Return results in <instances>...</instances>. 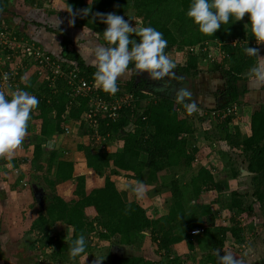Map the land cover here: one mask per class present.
Here are the masks:
<instances>
[{"label":"trees","instance_id":"obj_1","mask_svg":"<svg viewBox=\"0 0 264 264\" xmlns=\"http://www.w3.org/2000/svg\"><path fill=\"white\" fill-rule=\"evenodd\" d=\"M28 1L33 2L34 0ZM65 3L64 16L71 20L73 17L66 10L68 5L72 6L73 12L90 7L88 15H76L72 24L85 26L96 32L100 36L101 44L107 43L102 34L107 26L94 15L95 13L114 12L129 20L131 24L137 12L129 13V11L131 8H138L141 13H144L145 26L156 28L168 41L166 54L176 44L179 48L188 47V51L182 63L178 64L174 70L178 79L170 78L164 91L157 90L160 85L152 86L144 79L134 83V71L128 79L117 82L121 87L119 91L131 93L135 101L119 109L114 120H107V123L101 120L97 131L105 138L104 147L110 146L112 141L121 140L122 145L119 150L112 152L106 148L103 152L101 148L94 152L90 150V144L80 143L75 151L82 155L84 166L83 170H76L73 160L66 159L67 156L65 158L60 156L61 150L42 148L41 142L33 145L31 157L38 158L39 163L47 162L48 175L45 177V182L48 187H53L54 184L63 181H72L74 188L67 197L59 193L48 195L47 191L45 209L42 211L39 208L30 229L35 226L42 228L44 225H53L57 222L66 224L71 228V234L58 246V250L69 251L72 240L83 234L86 249L80 255H84L93 248L89 241L94 234L92 218L101 216L104 219L103 230L98 233V238L116 244L124 251V246L133 244L137 238L142 239L149 236L156 250L161 252L158 257L149 256L151 261L141 251L138 254H124L113 263L109 258L104 264H163V258L166 259V264H184L193 260L189 258V252L193 251L203 239H213L214 246L206 251L203 259L200 258V264H217L215 250H219L220 255L224 254L227 233L237 239L244 230L248 231L252 228L254 229L252 231H257L258 228L255 227L257 226L255 224L257 214L253 203L243 205L241 194L237 191V193L231 191L229 201H224L212 173L201 167L191 177L190 183L191 195L194 198H201L197 213L187 212L181 200L177 198L171 202L166 212L155 211L149 217L135 200L125 201L123 199L113 178L104 171L112 166L110 169L113 172L122 171V174L126 172V177L135 179L143 171L159 173L168 167L179 166L181 163L189 165L197 149L193 139L189 141L187 137L196 130L194 117L199 122L202 120L205 122L211 120V116L201 112L202 108H200V113L197 109L188 113L182 105L174 101V92H171V87L175 90L181 87L189 77H195L199 73L198 64L201 58L192 53L189 47L202 44L201 41L212 36L223 41L237 38L241 42L235 51H233L234 48L223 44L222 47L226 49L227 54L229 52V55L218 61H210L206 67V71L217 73L222 80L221 88L214 94L215 104L207 110L221 109L233 102H240L246 90L253 85V80L249 83L244 82L248 78L244 72L258 62L257 57L245 55L243 48L247 43V46L258 48L259 52L261 50L260 44H257L251 36L247 24L248 14L246 13L239 21H230L229 24L222 25L212 36H208L199 32L197 26L186 17L190 0H65ZM2 9L0 3V11ZM171 22L175 23V31L170 27ZM25 25L42 26L46 31L60 37L57 55L54 56L52 52L24 33L17 31L12 33L17 38L33 42L50 57L59 58L64 64L76 67L80 75L94 82L92 74L95 68L87 64L80 56L76 49L77 41H74L62 29L48 24L31 20L25 22ZM134 38L138 39V37ZM24 66L26 62L22 63L21 70H19L20 77L24 76L22 87L26 91L36 93L39 100L37 108L30 114L26 132L35 131L42 138L52 134L66 135L69 133L66 122L72 119V123L79 121L78 132L85 138L86 133L84 132H87V124L83 119L80 120V117L87 107L86 100L79 97L80 105H71L66 113L68 97L63 81H59L55 92H52L42 82L40 75L34 72L35 63L30 64L26 70H23ZM129 67H132L131 63ZM261 88L264 91V86ZM100 93L105 92L101 90ZM40 95L44 97L41 99ZM215 119H218L216 126L223 129L229 137L226 126L231 121L232 115L222 118L215 117ZM241 145L247 171L253 177L260 175L264 179L263 105L254 104L251 107L249 134L242 139ZM9 161H13V158L4 159V162ZM235 173L237 174V171ZM204 192L207 194L203 197L201 195ZM254 195L256 202L262 203L264 208V187L258 192L255 189ZM210 204H216L233 213L236 217L233 221L234 225L232 227L215 226V215ZM238 220L243 221L242 227L238 226ZM194 229L201 231L193 233ZM199 235L203 237H197ZM240 252L238 248V254Z\"/></svg>","mask_w":264,"mask_h":264},{"label":"rangeland","instance_id":"obj_2","mask_svg":"<svg viewBox=\"0 0 264 264\" xmlns=\"http://www.w3.org/2000/svg\"><path fill=\"white\" fill-rule=\"evenodd\" d=\"M36 2L37 3L28 0H0L3 8V11H0V22L8 19L5 24L11 28V32L14 31L12 29H15V31H22V27L25 25L24 22L31 20L48 24L54 28H60L73 38L74 41H77V49L81 51L82 55L85 57L84 60L87 61L89 45H92V43L99 44L101 40L100 36H98L96 32L92 33L88 28L85 29V26L70 23L71 19L64 16L66 6L65 0H41ZM135 11L137 14L131 21V25L136 28L145 26L144 13H141L138 8H131L129 13H135ZM58 20L60 21L59 24ZM7 26H5L6 29H8ZM30 26L33 27L34 31H38V29L45 31L46 33L42 41L45 42L49 50L56 49V40L60 39V37L46 31L42 26ZM76 27L84 29L83 31L86 35H84V32L81 34ZM170 27L175 31L174 22L170 23ZM87 31L89 33L88 35ZM230 41H232L231 38L223 41L215 36L207 37L201 41L202 44H198L200 45L199 49H197V51H192V53L197 54L201 58L198 64V68L200 69L199 73L195 77H189L181 87L194 89L196 83H199V85L202 83L200 85L202 87L204 82L203 88L199 86V90H201L200 93L203 96H210L212 89H214L216 93L221 88L222 84L221 80L215 75L216 73L210 75V72L206 71V67L211 61L208 54L210 53L214 57V61L222 59L223 57H221L220 52L224 51L227 53L226 49L224 50L222 47L223 44H227L234 48L233 51H235L241 42L237 39L236 44L231 45L229 44ZM260 46L264 48V44L261 43ZM187 51L188 47L183 46L179 48L178 44H176L169 49L167 55L178 65L182 63ZM227 55H229V52ZM209 76L213 77L212 79L216 81L215 86L211 84L212 80H209ZM248 76L251 77L250 72ZM207 79L208 81H206ZM94 85L96 84L94 83ZM97 89L100 90L99 87ZM174 91L175 90L171 87V92ZM243 107L244 105L239 108V113L237 115H232L231 121L226 126L228 130L227 133L230 134L229 137L228 134L226 136L223 129H219V127L216 126L218 119L211 117L209 121L204 122L202 120L199 122L195 119L196 117H194L193 122L196 130L187 137L189 141L193 139L197 149L189 165L181 163L179 166L168 167L159 173H148V171H143L139 173L135 179L126 177V172H123L124 174H122V171L117 173L113 172L112 169H110L112 166L106 168L104 173L113 178L118 191L125 201L135 200L142 206L145 213L151 217L155 211H160L162 213L166 212L171 202L177 198L181 200L187 212L192 214L197 213L201 198H194L191 195L190 183L191 177L194 176L201 167H204L212 173L214 180L217 181L219 192L224 201H229L231 191H237L241 194V203L243 205L253 203L255 208L259 207L260 211H257V217H260V213L263 212L264 208L262 203H257L254 199V190L256 189L258 192L263 189L264 179H262L260 175H256L255 177L248 175L242 180H239L238 177H241L239 176L240 172H237V174L235 173L238 169L237 163L242 159L244 161L241 141L249 130L248 118L246 116L243 117L242 114ZM78 123L79 121L75 123L71 121L66 122L69 127V133H66V135L60 139L56 147L61 150V152L59 151L60 156L65 158L67 152L75 150L76 146L80 143L90 144V150L94 152L101 148L103 152L106 148H108V151L112 152L121 148V140L112 141L110 142V146L107 145L106 147H102L105 143V138L99 136V133H95L96 130H92L88 124L87 132H84L86 133L85 138L82 137L78 132ZM90 131L92 132L90 133ZM50 141L51 140L47 137L42 138L37 132L31 131L26 133L22 142L23 152H17L20 150L16 149L11 157L13 161H10V165H5L4 162V159L8 157H0V264H94L96 257L100 259L104 258L101 261V264H104L110 258L109 249L111 243L107 240L98 238V233L103 230L102 223L104 219L101 216H94L92 218L94 234L89 241L93 248L87 254L80 255L76 258H72L69 251L58 250V246L71 234V228L69 226L57 222L53 225H44L42 228L35 226L33 229H30L32 220L39 211L38 205L34 199L31 198L30 180L35 179L43 183L46 186L48 195L54 193L58 194L60 192L62 194L64 191L73 190L74 188V182L72 181L56 183L53 187H48L45 182V177L48 175L46 169L47 162L43 161L39 163L38 158H32L31 156H27L28 154L26 155L25 151L27 152V150L35 144L34 142H42L45 144V147L49 148L48 145L51 143ZM70 155L72 156V153ZM27 157H29V159ZM14 168H18L20 172H14ZM233 171L235 172L233 173ZM138 181H141L144 185V194L142 198H137L135 193L131 190ZM206 194L207 193L204 192L201 196L204 197ZM210 207L215 215V226L223 225L224 227H232L234 225L233 221L236 220V217L233 213L216 204H210ZM88 218H90V216H88ZM238 222V226L242 227L243 221L238 220ZM250 231L251 230L248 229V232ZM250 236L247 230L242 231L237 239L230 233H227L224 253H232L235 257H238L243 264L255 263L257 259L250 258L253 257L250 254H238V248L240 249L239 246L241 244H246V248L249 247L248 242ZM197 237L201 238L203 236L199 235ZM227 245L229 246L227 247ZM213 246V239H203L197 244L193 251L189 252V258L199 262L200 258L203 259V255L206 251L212 249ZM141 251L143 255H146L149 261H151V257H158V254L161 253L159 250V252L156 250L149 236L143 237L142 239L137 238L133 244L124 246V254L126 255L138 254ZM116 257H119V255ZM166 263V259L163 258V264Z\"/></svg>","mask_w":264,"mask_h":264},{"label":"clouds","instance_id":"obj_3","mask_svg":"<svg viewBox=\"0 0 264 264\" xmlns=\"http://www.w3.org/2000/svg\"><path fill=\"white\" fill-rule=\"evenodd\" d=\"M66 10L73 17V20H70L72 23L76 15H88L90 7L73 12L72 6L68 5ZM246 13L251 36L257 44L264 43V0H190L186 17L197 26L199 32L212 36L222 25L239 21ZM94 15L107 26L102 32L107 43L96 44L91 50V64L95 68L92 74L94 83L102 91L115 94L119 90L118 80L129 77L133 71L135 74L146 71L149 79L160 81L161 85L157 88L159 91H164L170 78L178 79L174 71L177 64L165 52L168 41L162 32L152 26L136 28L129 20L114 12H97ZM243 52L247 56L260 58L259 49L249 47L247 43ZM250 75L254 77L252 83L255 87L264 86V67H252ZM2 78L7 80L8 74L4 73ZM193 96L194 93L189 88L179 87L175 89L173 99L188 113H192L204 99H194ZM38 104L37 96L26 90L13 91L10 99L0 91V157L11 159L14 151L22 144L30 114ZM131 190L137 198H142L144 185L138 181ZM85 249V236L80 234L72 240L69 254L76 258L84 253ZM215 251L217 264H243L230 252L220 255L219 250ZM103 259L96 257L94 264H101Z\"/></svg>","mask_w":264,"mask_h":264},{"label":"built area","instance_id":"obj_4","mask_svg":"<svg viewBox=\"0 0 264 264\" xmlns=\"http://www.w3.org/2000/svg\"><path fill=\"white\" fill-rule=\"evenodd\" d=\"M236 42L237 39H232L229 44L235 45ZM199 47L200 45L191 46L189 50L197 51ZM220 54L221 57L227 56L224 51H221ZM208 57L211 61L214 60L210 53ZM23 62H26L23 70H26L30 64L35 63L34 72L40 75L42 82L52 92H55L57 83L63 81L68 97L66 113L71 105H80L79 97L84 98L87 107L81 113L80 120L83 119L84 123L88 124L92 130H96L95 133H98V124L101 120H105L106 123L107 120H114L119 109L123 106H129L135 101L131 93L119 91L121 88L119 86V90L115 94L100 93L93 81L87 80L80 75L76 67L64 64L59 58L50 57L33 42L24 38H17L10 30L0 24V91L4 92L9 99L13 91L17 89L24 90L22 87L24 76L21 78L19 71ZM4 73L8 74L7 80L2 78ZM28 92L38 97L36 93ZM43 97V95L39 96L41 99ZM237 111V103L233 102L221 109L207 111L204 114L207 113L213 118H222L227 115H237ZM102 147L104 146L102 145ZM17 149H23V145L21 144ZM200 231L194 229L192 232L199 233ZM245 247L246 244H241L240 251ZM184 264L200 263L195 260H189Z\"/></svg>","mask_w":264,"mask_h":264},{"label":"crops","instance_id":"obj_5","mask_svg":"<svg viewBox=\"0 0 264 264\" xmlns=\"http://www.w3.org/2000/svg\"><path fill=\"white\" fill-rule=\"evenodd\" d=\"M36 1L39 2L41 0H34L35 3H37ZM65 5H66V3H65ZM53 12H55V11H53ZM7 20L8 19L2 20L1 21L2 23L0 22V24H2L4 27L7 26V24H5V23H7ZM76 28H78V30H79V32H81V34L84 32L83 31L84 29H82L80 27H76ZM84 28L86 29V27H84ZM8 30H11V28L8 27ZM12 30L15 31V29H12ZM89 30L92 31L91 29H89ZM17 32H19L21 34L22 33L26 34L27 37L31 38L35 42L40 43L46 50L52 52V54H54V56L57 55V53L59 51V44H58L59 43V39L56 40V43H57L56 49L55 50H49L46 47L45 42L42 41V39H43V37L45 36V33H46L45 31L39 30V29H38V31H34L32 26H30V25L29 26L28 25H24L22 27V31H17ZM92 33H93V31H92ZM88 34L89 33L87 31V35ZM84 35H86L85 32H84ZM99 44H101V42ZM94 46H96V43H92V45H89V51L87 53V61H85L87 64H90V65H92L91 64V50H92V48ZM77 48L78 47H76V49ZM77 50H78L80 56L84 59L85 57H84V55H82L81 51H79V49H77ZM258 55H259L260 58H258V62L255 64V66L260 65L261 67H264V48H261V50L258 53ZM252 67H254V66H252ZM250 69H248L247 71H245L244 72V75L248 76V74L250 72ZM211 74H215V73L214 72H210V75ZM215 75H217V77L219 78V80H221L220 77H219V75L217 73ZM129 77H124L123 79L118 80V81H121L122 82V81L128 79ZM212 78L213 77H210L209 80L210 81L212 80L211 81V84L215 86L216 85V83H215L216 81L213 80ZM253 79H254V77L251 75V77L248 76L247 80L244 81V82L245 83L246 82L249 83ZM206 81H208V79ZM205 84H206V82H205ZM221 84H222V80H221ZM200 85H199V83H196L194 89H192V88L190 89L194 93V96H193L194 99H196L197 97L204 98V99H202L201 103H199V105L197 107V112L198 113H200V108H202L201 109V112H207L208 111L207 109L213 107L214 104H215V99H214V93L215 92H214V89H212V93H211L210 96H208V97L207 96H203L200 93L201 90H199V86ZM203 87H204V82H203V86L202 87L200 86V88H203ZM262 90L263 89L261 87H255L254 84H253L251 87L248 88V90H246V92L243 95V97L240 100V102H237L238 103L237 105H239V108L244 105V107L242 108V110H243L242 114H243V117L246 116L248 118V121H249V117H250L251 107L254 104H261V105L264 106V91H262ZM239 108H238V110H239ZM238 113H239V111H237V114ZM69 121H72V119L69 120ZM29 132H31V131H29ZM29 132H26V133H29ZM248 134H249V130H248V132H246V136ZM63 136H64V134H61V135L52 134V135L47 136V138L49 140H51L50 141L51 143H49V145H48V147H49L48 149L56 148L57 145H58L57 143L60 142V139L63 138ZM34 143H37V142H34ZM24 146H25V144H24ZM44 147H45V144L42 143V148H44ZM32 149H33V145L27 150V152L25 151L26 155L28 154L27 156H31ZM75 150H76V148H75ZM75 150L68 151L67 152V155H70L72 153V156L71 155L70 156H67L66 155L68 157L66 159H71V160L74 161V163H75V169L76 170H83V159H82L83 157H82V155L80 153L76 152ZM17 152H23V149H20V151H17ZM27 158L29 159V157H27ZM244 162L245 161H243V159H242V160H240L237 163V168H238L237 169V172H240L239 176H241L240 178L238 177L239 180H242L244 177H246L248 175L253 176L249 171H247L246 162L245 163ZM10 163H11L10 161L9 162H5V165H10ZM18 170H19L18 168H14V172H16V171L17 172H20V170L19 171ZM240 170H242V171H240ZM63 182H67V181H63ZM71 192H72V190H69V191H64L62 194L60 192L59 194L62 195L63 197H67V196L70 195ZM31 198H33L32 193H31ZM253 207H254V210L256 211V214H257L258 213L257 211H260L259 210V207H256L255 208L254 204H253ZM257 215L255 217V224L257 226H255V227H257L258 229H257V231H252L254 229L250 228L251 231L250 232L247 231V233H250V235H251L250 238H249L250 240L248 242L249 243V247H247V248L245 247L246 249L244 248L240 253H242V254H250L251 256H253V257H250V258H256L257 260L253 264H264V210H263L262 213H260V217H257ZM254 248H255V251H254ZM252 253H254V254H252Z\"/></svg>","mask_w":264,"mask_h":264},{"label":"water","instance_id":"obj_6","mask_svg":"<svg viewBox=\"0 0 264 264\" xmlns=\"http://www.w3.org/2000/svg\"><path fill=\"white\" fill-rule=\"evenodd\" d=\"M145 78V72L135 74L134 72V83L139 82L141 79ZM30 185V190L33 195V199L38 205V207L44 211L45 206H46V186L41 183L39 180L32 179L29 181ZM120 251V252H119ZM119 255V257H116ZM124 255V251L122 247L116 245V244H111L110 245V260L113 263L117 258H120Z\"/></svg>","mask_w":264,"mask_h":264},{"label":"flooded vegetation","instance_id":"obj_7","mask_svg":"<svg viewBox=\"0 0 264 264\" xmlns=\"http://www.w3.org/2000/svg\"><path fill=\"white\" fill-rule=\"evenodd\" d=\"M144 80H146L147 83H149V84L152 85V86H158V85H161V82H160V81H154V80L149 79L148 74H147L146 71H145V78H144ZM119 252H120V251H119Z\"/></svg>","mask_w":264,"mask_h":264}]
</instances>
